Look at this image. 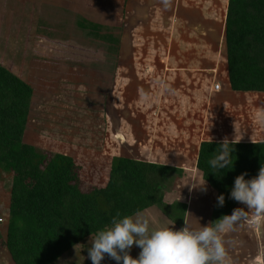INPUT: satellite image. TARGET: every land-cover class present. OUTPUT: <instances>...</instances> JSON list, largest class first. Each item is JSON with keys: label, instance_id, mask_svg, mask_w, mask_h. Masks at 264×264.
<instances>
[{"label": "rangeland", "instance_id": "1", "mask_svg": "<svg viewBox=\"0 0 264 264\" xmlns=\"http://www.w3.org/2000/svg\"><path fill=\"white\" fill-rule=\"evenodd\" d=\"M150 2L151 9L158 6L154 13L140 12L141 0H0L1 61L32 87L23 141L72 157L85 186L105 185L112 156L148 158L154 150H139V141L146 143L151 130L157 140L163 119L173 123L169 129L162 126L171 136L176 135L174 120L198 123L213 82L226 90V49L218 27L208 22L218 20L217 6L206 22L213 41L203 34V20L193 37L178 41L177 30L188 18L195 21L196 13L175 9L170 19L171 11L160 8L166 6L163 0ZM190 2L204 6L205 0ZM85 12L102 24V36L111 35L117 43L79 29L78 16L88 17ZM182 174L167 185L166 206L141 211L149 214L150 229L166 227V217H176L170 215L177 210L173 199L189 185ZM10 187L11 176L0 171L2 233ZM104 259L114 264L107 255Z\"/></svg>", "mask_w": 264, "mask_h": 264}, {"label": "trees", "instance_id": "2", "mask_svg": "<svg viewBox=\"0 0 264 264\" xmlns=\"http://www.w3.org/2000/svg\"><path fill=\"white\" fill-rule=\"evenodd\" d=\"M85 13L88 16L89 12ZM93 19L92 15H79L77 27L117 43L111 35L102 36V24ZM224 40L229 89L264 93V0H228ZM1 58L0 171L11 176V187L6 239L0 236V248H6L14 264H52L84 238L110 227L117 213L122 218L152 206H166V187L180 169L112 156L105 185L85 186L80 179L81 168L72 157L25 143L32 87ZM221 142L201 141L196 158L202 179L217 197H225L223 206H218L216 197L213 227L238 203L230 197L235 178L246 173L245 179H251L264 165V141L238 142L232 168L220 172L212 169L209 161L218 153ZM176 221L181 225L183 214Z\"/></svg>", "mask_w": 264, "mask_h": 264}, {"label": "crops", "instance_id": "3", "mask_svg": "<svg viewBox=\"0 0 264 264\" xmlns=\"http://www.w3.org/2000/svg\"><path fill=\"white\" fill-rule=\"evenodd\" d=\"M141 1V5L143 6H139L140 12L151 9V6L148 5V3L151 4V0ZM182 1L183 0H171L168 6H160L162 10L167 8L168 11H171L169 15L170 19L173 18L175 9L183 10L187 15L188 13H196L195 21L188 18L187 26L183 24L182 28L177 30L179 34L178 41L184 40L183 37L186 40L189 36L193 37L196 34L195 30L199 29L198 27L200 26L197 25V23L202 24L201 21L203 20V24L207 26V28L204 26L206 29L203 28V34H208V39L213 41V33H210L212 28L210 29L209 26L211 24L212 26H217L219 33L218 38L221 39V42L225 46V14L228 0H205L204 6L201 5L196 7L193 2H190L191 0H187L186 3ZM209 1H211V7L208 6ZM155 3L159 4L158 2ZM214 5L217 6H215V9L216 12H218L217 14H219L218 20L214 18V20L208 21V12L214 10V8H212ZM152 7H154L153 9L155 11L153 9H151V11H153V13L156 12L158 6ZM207 21L211 23L209 26L206 24ZM190 53V51L187 52V54ZM183 54L187 56L186 53L183 52ZM225 80L227 82L226 90L222 91L221 85L219 91H213L212 86L206 91L205 98L207 103L200 107L202 117L199 118L198 123H193L190 118H187L181 120L179 124L178 120L173 119L176 135L171 136L169 131L162 126H166L169 129L170 125L173 123H167L163 119V124L159 126L163 134L157 132V140L154 138L156 136H154V132L152 134L151 130L149 133H145V135L149 137L146 143H140L139 141V150H154L153 153L152 151L148 153V158H142L140 160L176 167L181 170L183 176L187 175L189 177L187 192L183 193L184 190H182L181 193L183 194L177 195L175 197L176 199H173V204L178 202L179 204L177 205L180 206H177L178 208L175 207L177 210L172 212V214H176V217L173 215L174 220L166 217L163 221V225H166V227L172 226L175 230H179L184 226V222L187 223L192 230H199L206 225L211 226V215L217 197L216 191L207 183L206 190L191 187V184L203 182L201 172L196 168V158L201 141H223L225 137L230 141L233 139L234 142L239 141L248 143L264 141V93L245 92V94H240L243 92L237 91H233L232 93V90L228 87L227 79ZM168 117L172 118L170 116ZM158 150H161V154L159 155L156 154L159 153ZM164 150L169 151L166 153ZM179 150L186 151L179 152ZM181 178L182 176L178 179ZM210 194L214 196L211 197V199L208 198ZM181 205L184 206L183 211ZM236 208H245V210H247L246 205L238 202L229 215L232 214L233 210ZM182 214L183 221L181 225H179L176 219H178V217L180 218ZM253 215V212H249L248 219L236 225L234 231L222 234L229 264H264V217L260 219L259 223H256L252 220ZM5 227L7 229L6 222ZM6 229L3 233L2 230H0V236L3 240L6 239ZM88 238H91V236L84 238L64 252L52 264H92L91 259L88 257V248L91 245L90 243L84 242ZM129 253L131 257L138 258L140 252H138L137 246L133 245ZM0 264H14L5 247L0 248ZM101 264L108 263L103 259ZM114 264H117V261L114 260ZM120 264H122V262H120Z\"/></svg>", "mask_w": 264, "mask_h": 264}, {"label": "clouds", "instance_id": "4", "mask_svg": "<svg viewBox=\"0 0 264 264\" xmlns=\"http://www.w3.org/2000/svg\"><path fill=\"white\" fill-rule=\"evenodd\" d=\"M163 3L167 6L170 0ZM238 142L225 137L218 153L209 161L210 167L219 172L231 169L234 145ZM245 175L242 173L235 178L230 197L246 205L247 210L236 208L232 214L216 220L214 227L206 225L199 230H192L185 222L179 230L172 226L150 229L151 218L145 212L122 218L117 213L110 227L91 236L88 257L92 264H101L105 255L117 264H229L222 234L234 231L236 225L248 219L249 212L254 213L252 220L256 223L264 217V165L257 176L245 179ZM191 187L206 190V180ZM217 202L218 206L224 205L223 194L217 197ZM133 245L141 249L138 258L129 254Z\"/></svg>", "mask_w": 264, "mask_h": 264}, {"label": "built area", "instance_id": "5", "mask_svg": "<svg viewBox=\"0 0 264 264\" xmlns=\"http://www.w3.org/2000/svg\"><path fill=\"white\" fill-rule=\"evenodd\" d=\"M221 89V85H220V83L219 82H213V84H212V90L213 91H219ZM2 218L0 217V223L2 222Z\"/></svg>", "mask_w": 264, "mask_h": 264}]
</instances>
